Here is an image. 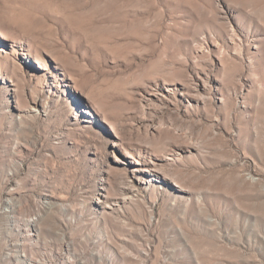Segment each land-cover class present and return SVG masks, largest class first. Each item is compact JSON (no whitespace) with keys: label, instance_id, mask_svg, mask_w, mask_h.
<instances>
[{"label":"rangeland","instance_id":"rangeland-1","mask_svg":"<svg viewBox=\"0 0 264 264\" xmlns=\"http://www.w3.org/2000/svg\"><path fill=\"white\" fill-rule=\"evenodd\" d=\"M0 31V264H264V0H0Z\"/></svg>","mask_w":264,"mask_h":264},{"label":"bare ground","instance_id":"bare-ground-1","mask_svg":"<svg viewBox=\"0 0 264 264\" xmlns=\"http://www.w3.org/2000/svg\"><path fill=\"white\" fill-rule=\"evenodd\" d=\"M0 35L3 37V38H7V33L3 32V31H0ZM128 157H132L130 154H128Z\"/></svg>","mask_w":264,"mask_h":264}]
</instances>
